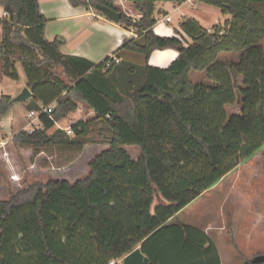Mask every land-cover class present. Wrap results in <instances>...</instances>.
<instances>
[{
	"label": "trees",
	"instance_id": "16d2710c",
	"mask_svg": "<svg viewBox=\"0 0 264 264\" xmlns=\"http://www.w3.org/2000/svg\"><path fill=\"white\" fill-rule=\"evenodd\" d=\"M197 1L230 19L205 29L185 17L174 36L163 37L152 29L158 0H127L128 15L111 0H68L100 15L96 5L118 11L117 24L134 30L118 51L143 57L144 82L124 85L122 94L109 77L115 64L105 67L118 51L95 66L63 55L61 38L44 37L38 0H0L3 75L17 80L21 65L32 94L21 103L27 111L54 103L51 119L39 115L40 127L13 134L12 142L34 155L48 147L80 153L88 124L73 123V139L55 128L78 104L110 132L85 178L33 182L0 200V264H108L137 248L148 264H194L198 253L210 255L214 246L200 230L168 221L264 145V0ZM167 49L178 55L166 68L148 64L153 51ZM201 73L210 85L192 81ZM10 100L0 97V117ZM254 260L242 264H264Z\"/></svg>",
	"mask_w": 264,
	"mask_h": 264
},
{
	"label": "crops",
	"instance_id": "0c3cea01",
	"mask_svg": "<svg viewBox=\"0 0 264 264\" xmlns=\"http://www.w3.org/2000/svg\"><path fill=\"white\" fill-rule=\"evenodd\" d=\"M111 1L117 9L128 15L127 0ZM177 1L182 0H158L156 3L154 12L156 23L152 28L156 35L174 36L172 30L179 31V24L185 17L193 18L199 24L201 23L199 18L195 16L196 14L183 13L184 8L194 7L197 11L200 8H202V11L208 10L206 8L208 5L197 0H185L182 3H176ZM167 5L171 6L173 12H182L181 19L176 27L171 26L172 18L168 24L162 20L164 16L171 17L170 12L165 10ZM38 7L42 16L47 20L44 29L46 40L52 41L56 37L61 38L62 44L59 47L61 54L84 59L92 66L99 64L106 57L118 51L125 38L135 37L134 30L124 28L108 20L104 15L98 14L93 9L73 7L68 0H38ZM214 9L218 10L217 8ZM218 12L221 13L219 10ZM223 16L224 21L230 19L228 15ZM133 18L138 19V16ZM183 39L188 41V38L184 35ZM117 54L120 62L115 64L112 70L116 69V73L122 71L129 74L130 76L124 81L125 87H129L133 84V81H129L132 79V74L137 69L142 70L144 59L141 55L128 51L120 50ZM177 55V51L171 49L156 50L150 54L148 64L157 68H166ZM18 93L20 92H15V90L7 92V90L0 88V97L5 96L12 99ZM15 104L17 103L11 104L8 112L0 117V153L7 152L4 149V144L9 141L7 136L11 137L22 130L31 131L38 125L35 118L28 117L30 111H27L24 105L19 103L16 106ZM19 108L26 110L27 120L20 115ZM19 117H21L23 123L18 119ZM4 140H6L5 143ZM6 146L8 148L9 144L7 143ZM9 148L8 152H15V149L10 146ZM262 153L264 155V149ZM206 193L209 194L210 199L211 197L216 199V196L220 198V202H218L222 210V217L220 218L222 221L213 227L210 222L212 217L206 220L208 224H205L200 232L207 237L214 249L208 250L209 256H207V253H203V255L198 253L196 259L197 257L199 259H192L194 264H242L245 260L264 258V156L259 158L253 155L240 162L202 195L204 196ZM172 219L168 221V224L173 223ZM196 227L192 225V228L199 230ZM213 231L217 233L218 240L210 236V232ZM224 231L227 232V235L226 239L222 240ZM209 258L211 259L209 260ZM161 264L174 263L163 259Z\"/></svg>",
	"mask_w": 264,
	"mask_h": 264
},
{
	"label": "rangeland",
	"instance_id": "374dc122",
	"mask_svg": "<svg viewBox=\"0 0 264 264\" xmlns=\"http://www.w3.org/2000/svg\"><path fill=\"white\" fill-rule=\"evenodd\" d=\"M210 7L211 6L206 7L208 9L206 11H202V8L197 11L196 8L189 7L184 8L182 12L185 14H196L195 16L199 18L201 26L205 29L211 28L212 25L215 26L223 24V14ZM165 10L171 14V26H178L182 12H173L170 5L165 6ZM262 10L264 12V7H262ZM184 43H190V40H184ZM16 70L19 76L17 80L7 78L2 73L0 60V88L7 90V92H9V90L20 92L24 88L26 79L23 69L19 63L16 64ZM129 76V74H126L122 71H118L116 73V69H114L109 74L110 79H115L114 82L117 83V90L122 94L125 90L124 81ZM191 79L194 82L203 83L204 85L211 84L206 75L203 73L192 74ZM129 81L134 82L136 89L141 88L144 82V77L141 70L137 69L136 72L132 74V79ZM242 81L243 80L241 77L237 79V82L240 85L242 84ZM18 104L19 103L15 105L18 106ZM235 109V105L227 106V114H232ZM19 113L24 117L25 120H27L25 116L27 113L26 110L19 108ZM18 119L23 123L21 117ZM78 121L87 123L89 130L87 136L84 139L85 142L83 143L80 153L71 151L69 149L62 150L55 147H48L40 154L34 155L31 149L22 148L21 146L14 144L11 140V137L7 136L9 138L7 143L11 148L15 149V152H8L10 148L9 146L7 148L6 143L4 144V149H6L7 152L0 153V200L8 199L10 195L17 193L18 191L24 189L27 184L33 182L45 183L49 180H66L70 183H73L86 177L88 174L89 161L108 148L110 132L104 123L93 120V113L81 104H78V108L74 112L69 113L65 118L57 122V124L62 130L68 129L73 123ZM33 127L34 125L32 128ZM55 128L57 127L55 126ZM73 137V134L69 135V139H73ZM5 141L6 140L3 142L5 143ZM21 149L24 152L19 151ZM263 149L264 147L261 148L254 156L259 158L264 156L262 153ZM124 150L133 160L138 159L140 153L136 147L125 146ZM1 154L3 155L1 156ZM208 195L209 194L206 193L204 196H199L196 200H193L189 205L176 214V216L172 219V222L175 224H180L181 226L189 225L192 227V225H194L197 226L196 228L199 230H201L205 224H208V221L206 220L211 217L213 220H209L213 227L215 224H219V222L222 221L220 219L222 217V210L219 203L220 198L216 196V199L212 197L210 199V196ZM210 234L213 239L218 240V236L215 231L210 232ZM226 235L227 232L224 231L222 240L226 239Z\"/></svg>",
	"mask_w": 264,
	"mask_h": 264
},
{
	"label": "water",
	"instance_id": "95a60500",
	"mask_svg": "<svg viewBox=\"0 0 264 264\" xmlns=\"http://www.w3.org/2000/svg\"><path fill=\"white\" fill-rule=\"evenodd\" d=\"M95 10L102 13L107 19L114 23H118L121 13L102 5H96ZM32 94L27 87H24L20 93L10 100V104L22 103L31 98ZM264 258L255 259L254 261L261 262ZM122 264H148V258L142 254L139 248L133 250L129 254L123 257Z\"/></svg>",
	"mask_w": 264,
	"mask_h": 264
},
{
	"label": "built area",
	"instance_id": "2783aa9c",
	"mask_svg": "<svg viewBox=\"0 0 264 264\" xmlns=\"http://www.w3.org/2000/svg\"><path fill=\"white\" fill-rule=\"evenodd\" d=\"M4 16H6V14L3 13L0 10V17H4ZM162 20H164V23L168 24V23L171 22V17L170 16H164ZM159 22H161V21H159ZM175 31H178V30L173 29L172 30L173 34L175 33ZM134 34H135V32H134ZM135 37H136V34H135ZM110 59H111V61H108L105 64L106 68H109L112 63H114V64L119 63V59L116 58V57L111 56ZM39 108L40 109L38 111H30L29 115H28L29 118H35L38 121V125H36L35 128H39L40 127V123H39V120H38L39 115L44 114V115H46L47 117H49L51 119V112H52V110L54 108V103H51V104H49L47 106L40 105ZM55 126L57 127V129H61L57 123H55ZM62 130L65 131L67 136L73 134V132H72L70 127L68 129H62ZM122 259L123 258H120V259H117V260H111V261H109L108 264H122Z\"/></svg>",
	"mask_w": 264,
	"mask_h": 264
}]
</instances>
